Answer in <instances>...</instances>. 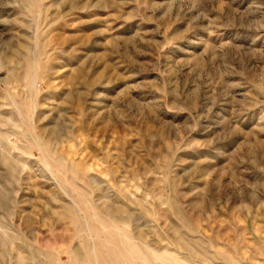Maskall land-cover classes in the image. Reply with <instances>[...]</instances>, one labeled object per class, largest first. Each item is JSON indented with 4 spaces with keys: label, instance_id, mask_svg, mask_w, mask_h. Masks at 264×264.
<instances>
[{
    "label": "rangeland",
    "instance_id": "374dc122",
    "mask_svg": "<svg viewBox=\"0 0 264 264\" xmlns=\"http://www.w3.org/2000/svg\"><path fill=\"white\" fill-rule=\"evenodd\" d=\"M0 264H264V0H0Z\"/></svg>",
    "mask_w": 264,
    "mask_h": 264
}]
</instances>
